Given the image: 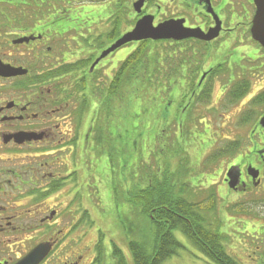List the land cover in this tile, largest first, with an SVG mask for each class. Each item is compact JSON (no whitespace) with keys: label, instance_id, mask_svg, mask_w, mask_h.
Returning a JSON list of instances; mask_svg holds the SVG:
<instances>
[{"label":"flooded vegetation","instance_id":"flooded-vegetation-1","mask_svg":"<svg viewBox=\"0 0 264 264\" xmlns=\"http://www.w3.org/2000/svg\"><path fill=\"white\" fill-rule=\"evenodd\" d=\"M134 1L127 3L125 15L130 22L133 16L134 23L108 42L97 33L68 34L82 29L75 18L57 20L52 27V21L35 20L36 3H13L18 16L6 17L5 22L19 26L0 33V264H21L36 247L43 252L35 264H101L98 239L90 246L93 251L85 241L94 225L89 220L95 219L84 206L88 171L79 149L90 136L87 115L109 95L115 70L127 55L117 60L118 65L113 58L116 50L95 61L144 15L153 18V25L173 21L203 33L219 28L212 39L193 35L156 41L171 46L174 62L167 69L189 74V92L182 100L205 103L209 121L214 102L229 106L221 114L228 120L243 114L244 144L210 147L201 157L208 170L206 182H200L204 192L196 201L216 211L218 207L228 217L221 220L220 229L235 259L255 263L253 253L262 249L264 255V98H259L264 92V67L239 62L245 58L239 55L247 47L245 41L252 38L255 0H144L140 13L133 15ZM24 37L29 40L19 41ZM99 37L106 42L102 47ZM8 70L14 72L6 74ZM252 75L263 85L254 86ZM245 80L251 85L240 97ZM217 81L221 85L216 86ZM202 93L203 98L197 97ZM208 161L215 163L212 169ZM216 174L218 181L211 178ZM227 220L233 226H227ZM232 232L253 233L257 242L246 237L236 241Z\"/></svg>","mask_w":264,"mask_h":264},{"label":"rangeland","instance_id":"rangeland-1","mask_svg":"<svg viewBox=\"0 0 264 264\" xmlns=\"http://www.w3.org/2000/svg\"><path fill=\"white\" fill-rule=\"evenodd\" d=\"M23 1L26 0H15L14 2ZM113 1L116 2V0ZM113 1L47 0L42 2L33 0L31 2L36 3L35 11L37 6L43 8V17L38 16L35 20L41 18L43 24L46 20L52 21V27H56L57 20L75 18L79 20L78 23L82 29L78 31L73 29L68 34L85 32L94 35L97 33L96 35H104L108 42L113 38L114 28L120 34L128 29L130 23H134L124 17L119 25L114 26L116 18L113 15L116 11L114 12L115 8L112 6ZM38 3L43 4L39 5ZM133 7L134 15L136 11ZM15 8L17 9V7ZM54 8L57 9L54 10ZM49 14L52 15L49 17ZM131 18L134 20L133 16ZM5 21L7 22L8 19ZM5 21L0 20L1 28L6 24ZM17 26L19 25L15 23L13 27ZM13 27L10 28L13 29ZM4 28L7 27H3L1 31H4ZM110 30L111 32L113 30V33H107ZM53 34H56L55 30H53ZM252 39L245 41L247 47L239 53L245 58L243 57L239 62L247 67H264V53L261 51L263 49L261 47V50H258L260 44H256L257 41ZM83 40L85 39L83 38ZM115 50L113 58L116 65H118L117 60L120 57L128 56L134 51H136V55L133 56V65L138 62L140 55L143 63L138 72L136 69H131V66L125 67L127 69L123 72L128 77L124 75L119 78L117 75L119 69L116 68L115 85H124L123 96L108 103L109 105H106L105 100H98V104L91 108L87 115V121H85L90 136L85 139L84 145H81L79 149L83 165L88 171L87 173L85 171L84 206L89 210V216L95 219L94 222L89 220L94 225L91 233L85 237V241L90 247L99 238V233L103 232L105 234L103 235L105 255L100 258L101 263L119 264L118 259L111 254L114 242L122 249L126 264H135L128 248V241L144 239L147 241L148 247H152L156 224L150 216L146 218L140 214L142 211L139 205H136L139 213L132 211V201L125 202L127 200H124V198L129 199L127 191L139 184L138 182L143 185L150 170L156 169L161 172L160 170L165 167L171 173L185 174L186 172L183 183L188 182L195 190H200L201 183L206 182L204 172L208 170V166L201 158L203 154L207 153L210 147L225 146L233 139L240 141L239 139L243 138L241 144H244L247 130L246 127L242 128L240 125V118L243 114H236L229 120L221 116L222 113L228 112L229 106L214 102L211 109H217L212 110V120L209 121L205 103L190 101L189 98L182 100L183 97H187L189 92L187 84L189 74L173 73L167 69L166 65L174 62L171 58V46L162 45L160 41L156 40L148 43L135 40L132 43L127 42ZM244 52L246 53L244 54ZM235 66L238 67L237 64ZM235 66L233 68L237 70L238 68ZM223 71L224 68H221L218 73L221 74ZM256 79L255 75H252L251 83L254 86L263 85V83H259L260 80L256 81ZM219 83L220 81H217L215 85H221ZM98 126L103 129L99 131ZM236 126H239L240 129H237ZM91 142L96 145L94 150H92ZM208 164H211L209 166L211 169L215 166L214 162L208 161ZM186 169L189 170V173L188 170L185 171ZM211 178L216 181L219 179L217 174ZM118 191L121 194H114ZM214 213L218 214L220 223L221 220L225 222L228 219L225 214L223 215L224 212L218 211V207L217 211L210 210L208 214L211 217ZM246 220L249 224L251 223L249 219L246 218ZM226 222L229 226L228 224L232 221L227 220ZM238 223L243 224L242 221H238ZM174 233L183 247L177 254L165 260L163 264H215L179 228L174 229ZM232 236L236 238V241L246 237L252 243L253 241L257 242L255 239L257 235L253 233L232 232ZM90 249L92 250L91 247ZM253 254H256L257 257L255 263L247 260L241 262L264 264L262 249ZM87 256L88 258L92 257L91 254H87Z\"/></svg>","mask_w":264,"mask_h":264},{"label":"trees","instance_id":"trees-1","mask_svg":"<svg viewBox=\"0 0 264 264\" xmlns=\"http://www.w3.org/2000/svg\"><path fill=\"white\" fill-rule=\"evenodd\" d=\"M15 1V0H14ZM13 0H0V10L5 11L4 14H0V20L7 19L6 17H11L16 19L18 15L15 14ZM33 1V0H26ZM46 2L47 0H34ZM126 0H116L114 17L116 22L114 26L119 25V22L124 20L126 17V12L128 4ZM57 9V8H56ZM54 8V10H56ZM35 18L43 17V8L39 6L36 7ZM134 22V20H132ZM1 24V22H0ZM15 24L6 23L3 27H13ZM113 26V27H114ZM2 28L0 27V33ZM4 32V31H3ZM107 33H113L107 32ZM119 32L114 28V37L118 36ZM87 42V39L84 40ZM106 41V40H105ZM100 39V46H104L106 42ZM152 41L151 39L142 40L141 43H148ZM136 55V51L131 52L126 59L122 62L119 67L118 77H128L124 74V66H131L133 70L136 69L137 72L142 66V56L138 58V62L133 65V56ZM141 65V66H140ZM132 75V74H131ZM130 75V76H131ZM251 83L247 80L241 83L242 90L238 91L239 96L245 95V93L250 88ZM111 92L109 95L106 94V105L112 103V100L118 99L123 95V84L112 85ZM197 97L203 98V93ZM259 98H264V92L259 95ZM261 103V101L259 102ZM215 109V108H213ZM109 120V119H107ZM241 121L243 118L240 119ZM109 122V121H108ZM99 126L97 127V129ZM103 128H99V131ZM97 132V131H96ZM98 133V132H97ZM97 140V139H96ZM237 141L235 139L227 142L225 145L230 146H241V139ZM186 169L185 171H187ZM161 172L155 170H150V173L146 177L145 183L142 185H135L130 191H127V196L129 199L125 202L132 201L131 209L132 211H137L134 213H139L136 205H139L142 212L140 214L144 215L146 218L150 216L152 221L156 224L154 227L155 237L152 247H148L147 241L144 239L129 240L128 248L133 257L135 264H163L165 260L172 257L174 254L179 252V249L183 247L179 239L174 233V229L179 228L185 235H187L195 245L205 254L211 258L215 264H244L243 262L235 259L231 252L228 251L227 245L223 242L221 223L218 220V214L214 213L209 216V211L214 209L209 208L208 205H202L198 203L196 197H199L204 191L202 189L195 192L194 187L188 182L183 183L184 176L187 174L171 173L168 168L160 170ZM189 173V170L187 171ZM121 194L120 191L114 194ZM208 210V211H206ZM209 230V231H208ZM211 231V232H210ZM211 234H210V233ZM105 235L103 232L99 233L98 242L96 249L99 251L98 260L103 258L105 255V240L103 239ZM218 236L221 239H218ZM112 255L118 259L119 264H126V258L123 256L122 249L113 242ZM149 249H152L151 251ZM149 254V255H147ZM102 264V263H101Z\"/></svg>","mask_w":264,"mask_h":264},{"label":"water","instance_id":"water-1","mask_svg":"<svg viewBox=\"0 0 264 264\" xmlns=\"http://www.w3.org/2000/svg\"><path fill=\"white\" fill-rule=\"evenodd\" d=\"M144 0H136L132 5H134L135 11L140 13L141 7ZM256 3V12L253 18V24L251 26V35L252 38L259 42L264 51V0H255ZM134 27L125 32L122 36H120L111 46L103 50L101 55L96 59L97 62L102 57L106 56L108 53L114 51L119 46L132 42L135 40L141 41L146 39L158 40L161 38H185L188 36H197L204 39H212L219 34V28L214 27L211 28L208 32H204L198 28H186L183 25L180 26L176 24V22L165 21L153 25V18L149 15L140 16V18L136 21ZM29 40V38L24 37L19 39V41ZM6 74H12L14 71L8 70L5 71ZM264 122V116L261 119ZM41 247H36L33 249L23 260H21V264H35L38 262V259L42 257Z\"/></svg>","mask_w":264,"mask_h":264}]
</instances>
